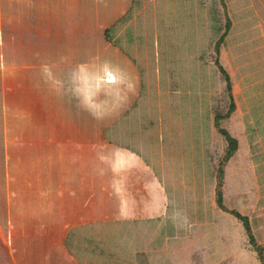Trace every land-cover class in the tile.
<instances>
[{
    "label": "crops",
    "instance_id": "obj_1",
    "mask_svg": "<svg viewBox=\"0 0 264 264\" xmlns=\"http://www.w3.org/2000/svg\"><path fill=\"white\" fill-rule=\"evenodd\" d=\"M14 2L0 0V66L14 41L15 65L28 66L30 51L38 68L105 67L115 82V119L105 127L115 155L100 171L55 156L56 177L37 179L34 190L20 179L35 216L23 224L20 214L24 230L9 238L13 264H211L250 242L232 210L248 217L264 246V0ZM217 57L232 84L228 117ZM217 115L238 142L224 164V208L218 169L229 142ZM66 126L91 137L90 125ZM50 137L58 148L61 135ZM36 163L30 174L41 177L47 168L42 157ZM5 164L11 228L16 174Z\"/></svg>",
    "mask_w": 264,
    "mask_h": 264
},
{
    "label": "rangeland",
    "instance_id": "obj_2",
    "mask_svg": "<svg viewBox=\"0 0 264 264\" xmlns=\"http://www.w3.org/2000/svg\"><path fill=\"white\" fill-rule=\"evenodd\" d=\"M19 14L18 8L11 11L14 17ZM15 25V30L20 31L18 21ZM78 38L81 39L80 36ZM7 44V65L0 66V264H13L9 255V238L24 230V226L20 225L22 218L26 219L29 214L35 216L29 207V199L34 195L23 197L19 189L21 180L23 190H34V187H39L37 179L46 182L48 178H55V156L73 166V159L77 158L89 162L91 171H100L109 167V160L115 155L114 139L109 140L113 131L106 129L109 122L112 124L115 119V82L107 81L110 76L106 74V68L98 65L38 68L34 66V54L30 51L23 63L28 66L15 65L20 63L18 44L14 41ZM74 121L90 125L91 137L80 140L82 131L67 130L68 122ZM35 127L45 129L36 131ZM40 133L43 138L36 137ZM58 133L61 135V144L57 148L50 136ZM38 157L43 158L47 168L41 177L30 174V168L37 166ZM48 158L53 159L47 164ZM5 162L16 174L15 181L12 179L11 182L18 194L13 195L17 202L11 209V228L3 199ZM31 170L35 171V168ZM42 186L45 187V183ZM21 201L23 205H19ZM44 215L47 217V212ZM14 246L19 244L12 243L11 247ZM236 255L235 258L214 260L211 264H261L250 242H246L243 250L236 252Z\"/></svg>",
    "mask_w": 264,
    "mask_h": 264
},
{
    "label": "trees",
    "instance_id": "obj_3",
    "mask_svg": "<svg viewBox=\"0 0 264 264\" xmlns=\"http://www.w3.org/2000/svg\"><path fill=\"white\" fill-rule=\"evenodd\" d=\"M219 51H220V41H219V43H217V45L215 47V52L217 53V55L219 54ZM215 60H216V64L219 66V68H220V70H221V72H222V74H223V76L227 82V89H228L229 96L231 98V104H230L229 110L227 111V113L224 116H222V117H228L235 110V104H234V101L232 100V94H231V87H232L231 79H230V75L227 72V70L219 63L218 57ZM218 120H219V116L217 115L216 125H217L219 131L227 138V140L229 142V148L227 150L226 156L221 161L219 169H218V185H217L218 203L221 207L224 208L223 194H222V186H223V178H224V164L227 161V159L237 149L238 142L235 138H233L230 135V133L225 128H222L220 126ZM231 212L243 221L246 232L250 238V244L253 246L254 250L257 252V255H258V258H259L261 264H264V246L259 244L256 241L255 236L252 232V228H251L248 217L240 214L239 212H237L235 210H232Z\"/></svg>",
    "mask_w": 264,
    "mask_h": 264
}]
</instances>
